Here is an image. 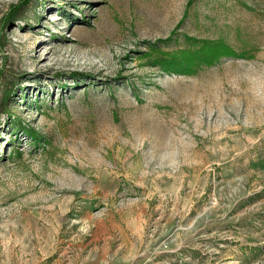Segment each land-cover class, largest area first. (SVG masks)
<instances>
[{
  "label": "rangeland",
  "instance_id": "obj_1",
  "mask_svg": "<svg viewBox=\"0 0 264 264\" xmlns=\"http://www.w3.org/2000/svg\"><path fill=\"white\" fill-rule=\"evenodd\" d=\"M0 264H264V0H0Z\"/></svg>",
  "mask_w": 264,
  "mask_h": 264
},
{
  "label": "trees",
  "instance_id": "obj_2",
  "mask_svg": "<svg viewBox=\"0 0 264 264\" xmlns=\"http://www.w3.org/2000/svg\"><path fill=\"white\" fill-rule=\"evenodd\" d=\"M168 39V38H167ZM159 42V39L156 41ZM160 42H163L162 40ZM151 66L167 73L191 75L198 70L216 64L224 57L249 58L247 51L237 52L221 39H198L186 35L182 46L163 49L158 43L149 45ZM145 58V53L143 54Z\"/></svg>",
  "mask_w": 264,
  "mask_h": 264
}]
</instances>
